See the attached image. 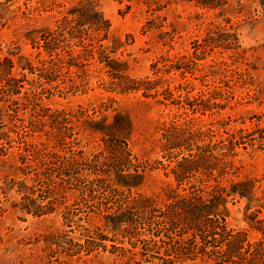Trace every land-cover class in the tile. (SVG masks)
<instances>
[{
  "label": "rangeland",
  "instance_id": "obj_1",
  "mask_svg": "<svg viewBox=\"0 0 264 264\" xmlns=\"http://www.w3.org/2000/svg\"><path fill=\"white\" fill-rule=\"evenodd\" d=\"M79 1L0 0V64L8 70L5 59L12 62L18 91L9 95L0 82V264H214L189 235L105 220L120 196L152 197L161 208L193 184L224 189L210 213L257 241L264 145L250 139L264 128V0H96L110 24L103 53L86 50L76 66L63 63L50 81L39 78L47 57L41 35ZM175 128L201 134L199 145L226 144L242 131L243 144L226 153L227 174L219 176L213 161L211 176L177 183L171 169L186 153L162 147ZM108 140L127 145L124 173L103 167L94 175L89 165L48 171L34 154L81 152L100 164ZM227 150L214 154L223 159ZM234 183L244 196L229 192ZM25 195L43 207L53 201L54 210L27 213Z\"/></svg>",
  "mask_w": 264,
  "mask_h": 264
},
{
  "label": "trees",
  "instance_id": "obj_2",
  "mask_svg": "<svg viewBox=\"0 0 264 264\" xmlns=\"http://www.w3.org/2000/svg\"><path fill=\"white\" fill-rule=\"evenodd\" d=\"M109 28L110 24L99 11L96 0H80L68 12V15L57 21L53 30H48L41 35V45L38 48H42L47 57L40 60V72L42 74L39 73L38 77L50 81L49 75L58 68L60 69L63 63L69 67L76 66L72 61L80 59L86 50H88L87 53L91 54L92 50L95 49L97 54H102L105 48L101 42L108 38ZM74 47H79L80 52ZM5 61H7L9 69L13 67L9 59H5ZM27 68L32 70L30 65ZM9 69L7 70L0 64V82H4L1 89L7 91L9 95L17 94V87L12 85L14 83L12 81L15 79L9 77ZM238 133V136L236 134L230 136L226 140V144L224 141H220L217 144L208 142L202 145L197 143L198 140H202L201 134L190 132V130L175 128L165 135L162 147L166 154L172 155L174 152L179 154L182 151L186 153V156L177 160L171 169L174 180L179 183L196 173L211 176L212 171L217 166L213 161L221 163L219 176L227 174L228 166L231 167L232 164L224 160L227 156L226 153L229 154L236 146L243 144L242 131ZM256 133L257 137L250 139V142L257 141L259 146H263L264 128H258ZM223 148L228 149L221 153L223 159L217 158L218 156L214 152ZM104 150L106 154L101 153L100 164L97 159L83 160L81 152L69 151L68 156L61 157L56 153H45L38 149L34 154L36 158L44 159L42 165L45 164V170L49 167L48 171L58 170L59 173L63 174L88 165L92 166L94 175L103 173V167L110 168L118 174L128 170L130 161L123 162V156L130 157L125 142L108 140ZM93 162L95 163L93 164ZM42 171L37 175H42ZM134 172L137 173V171ZM92 181H95L96 184L99 182V180ZM243 187L244 185L241 183H234L229 192L238 194L240 197L244 196ZM29 189L27 185L21 183V192L27 193ZM190 189L192 191L188 195L172 197L170 202L164 203L161 208L157 207V200L152 197L138 195L122 199L120 196L121 199L117 201L114 211L105 215V220L112 227L127 225L126 230L141 225L144 230L155 233L152 226L157 224L159 226L157 228L162 227L166 231L165 233L172 234V237L189 235L190 241L197 240V244L201 248L200 258L204 259L205 262L210 261L214 264H264V219H255L254 228L260 232L261 237L251 243L247 240L245 233L230 228L223 216L210 213L211 206L220 200L224 189L217 194L215 193L218 186L207 190V187L199 189L193 184ZM23 199L25 200L23 210L27 213L42 214L54 210L53 201L43 207L31 203L27 195ZM160 232L159 229H156V233ZM194 259L191 257V260ZM169 260L165 259L164 264Z\"/></svg>",
  "mask_w": 264,
  "mask_h": 264
}]
</instances>
